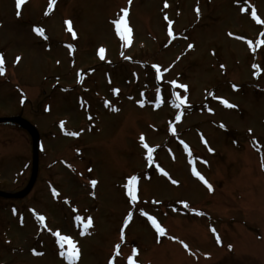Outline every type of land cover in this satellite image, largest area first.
Instances as JSON below:
<instances>
[{
	"label": "rangeland",
	"instance_id": "obj_1",
	"mask_svg": "<svg viewBox=\"0 0 264 264\" xmlns=\"http://www.w3.org/2000/svg\"><path fill=\"white\" fill-rule=\"evenodd\" d=\"M49 3L0 0V118L43 143L31 192L0 198V264H264V0ZM30 150L0 126V191L25 187Z\"/></svg>",
	"mask_w": 264,
	"mask_h": 264
},
{
	"label": "snow or ice",
	"instance_id": "obj_2",
	"mask_svg": "<svg viewBox=\"0 0 264 264\" xmlns=\"http://www.w3.org/2000/svg\"><path fill=\"white\" fill-rule=\"evenodd\" d=\"M22 3H24V0H16V7H17V9L20 8V6H21ZM53 3H54V0H50L49 6H48L49 9H51ZM165 6L167 7V4H165ZM122 11L125 14H127L128 9L127 8H124V9H122ZM17 14L19 15V12H17ZM253 16L255 17V13L254 12H253ZM165 19H167V17H165ZM65 23L69 25V27H68L67 30L69 32H72V35L75 37L76 33L71 28V22L70 21H65ZM112 23L115 25V30H116L117 35L122 40L127 41L128 40L129 29L126 26L124 16H120L119 18L113 20ZM33 31L36 32V33H38V34H40V35H43V29L42 28H39V27H35L34 26L33 27ZM169 35H172L171 29H169ZM69 47L71 48V46H69ZM188 47L191 48L192 45L189 44ZM99 51L101 53V59H103L104 49L101 48ZM18 59H19V57H17V60ZM3 63H4L3 57L0 56V74H3V72H4ZM157 78H159V72H157ZM171 83L172 84H176V81H172ZM180 87L186 88L185 85H180ZM175 99L177 101H179L180 104H183L184 103V100H182L180 98V96H176ZM222 103H224L226 106H229V107L232 106V105L229 104V102L227 100H222ZM177 106H179V105H177ZM179 118L180 117L177 116V120H179ZM61 123H63V122H61ZM221 126H223V125H221ZM72 135H78V133H72ZM140 139H141V142L143 144V147L148 148V145L146 143H143V141H144L143 134H141ZM209 150L211 151V149H209ZM152 151L153 150L151 148H148V156H147V159H148L149 162L152 161V155H151ZM205 163H206V161H205ZM262 167H264V164H262ZM161 171H163V170L161 169ZM193 174L196 175V176H198L208 186L209 190H211V185L208 184L207 180H205V178L199 172H197L195 169H193ZM136 181H137V177L135 175H133V176H130V177L127 178V183L124 185V187L126 189L127 195L133 201L137 200V195H136V191H137V189H136ZM91 183L94 185L96 183V181H91ZM173 183H176V181H173ZM143 214L147 216V213H143ZM38 219H40L41 221H43L44 220V217L43 216H39ZM76 219L77 220H80L81 218L79 216H77ZM148 219L151 221L152 225L156 228V231L157 232H160V233L163 232V229L159 226V224H157L156 220L153 217L148 216ZM125 222H127V220ZM89 223H91L90 220H89ZM212 231H213V233H215V229H212ZM54 235L57 237V241L56 242L58 244L63 245L65 242H67L68 245H69V250L67 251V253H65L63 250H61L60 255L61 256H66V258L68 259L69 262L74 261L78 257V254H79L78 248L76 247L75 243L71 240L70 237H68L66 235H60V233L58 231L56 233H54ZM217 242H219V237L218 236H217ZM133 251L135 252V249ZM128 264H134V261L132 260V257L131 256L128 257Z\"/></svg>",
	"mask_w": 264,
	"mask_h": 264
},
{
	"label": "water",
	"instance_id": "obj_3",
	"mask_svg": "<svg viewBox=\"0 0 264 264\" xmlns=\"http://www.w3.org/2000/svg\"><path fill=\"white\" fill-rule=\"evenodd\" d=\"M0 122H11V123H16L18 124L22 129L26 130L28 134L32 138V152H33V172L31 176V180L27 188L21 192L18 195H7V194H2L0 193V196L6 197V198H19L28 193L30 190L34 180H35V175H36V168H37V142H38V135L36 130L34 129L33 126H31L28 122L24 121L23 119L19 117H13V118H2L0 119Z\"/></svg>",
	"mask_w": 264,
	"mask_h": 264
}]
</instances>
